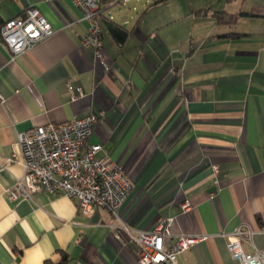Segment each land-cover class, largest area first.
Returning <instances> with one entry per match:
<instances>
[{
    "label": "crops",
    "instance_id": "1",
    "mask_svg": "<svg viewBox=\"0 0 264 264\" xmlns=\"http://www.w3.org/2000/svg\"><path fill=\"white\" fill-rule=\"evenodd\" d=\"M100 2L106 65L82 45L90 23L70 0L1 7L4 22L35 6L55 33L18 56L0 46V264H58L64 253L69 264H138L109 212L84 216L62 194L11 198L25 175L9 162L18 134L92 114L89 144H101L131 185L122 220L148 232L173 218L167 246L179 235L208 236L182 264H240L224 234L250 229L246 250L264 249V0H224L199 14L143 1L117 18L115 0ZM220 12L247 15L220 26Z\"/></svg>",
    "mask_w": 264,
    "mask_h": 264
},
{
    "label": "built area",
    "instance_id": "2",
    "mask_svg": "<svg viewBox=\"0 0 264 264\" xmlns=\"http://www.w3.org/2000/svg\"><path fill=\"white\" fill-rule=\"evenodd\" d=\"M19 1L0 0V10L4 2ZM70 1L83 10L84 20L90 23L82 45L93 49L96 61L106 65L100 0ZM128 1L122 0L123 3ZM54 33L51 23L35 6H31L25 18L0 21V46L6 45L18 56ZM71 98L76 100L77 97L72 93ZM0 102H4L1 94ZM98 122L99 117L92 114L64 123L36 126L18 134L19 152L13 153L9 162L21 164L25 175L17 180L11 198L33 200L38 193L62 194L76 202L78 212L84 216H91L96 210L107 211L112 215L111 227L116 238L121 239L126 235L129 242L136 246L138 264H182L179 256L192 246L206 241L208 236L179 235L173 245L167 246L166 241L172 236L170 228L174 223L173 218L160 220L148 232L136 230L122 220L120 210L129 197L131 185L123 167L102 155L104 147L101 144H89ZM182 209L188 212L191 206L185 203ZM223 236L232 257L240 264H264V249L255 247L254 252H248L245 248L247 243H252L253 231L239 228Z\"/></svg>",
    "mask_w": 264,
    "mask_h": 264
},
{
    "label": "rangeland",
    "instance_id": "3",
    "mask_svg": "<svg viewBox=\"0 0 264 264\" xmlns=\"http://www.w3.org/2000/svg\"><path fill=\"white\" fill-rule=\"evenodd\" d=\"M120 0H115V5H113V7L111 8V10H109V15L111 14L113 17L117 18L120 17L121 14H127L126 12H133L134 8H139L140 5L143 3V1H148L151 4H155L156 2H160L163 0H130L128 3H123L124 5L119 4ZM142 1V2H141ZM164 2H168L167 5L160 7L158 10V12H169V10L171 11V9H176L177 7H181V8H186L187 5H194L197 7V11L196 13L199 14L201 13V11H199L198 7L202 6V5H206L205 8L209 7V9L211 8L210 5H214V6H220L221 4H223L224 0H164ZM119 6H118V5ZM189 5V6H190ZM116 7H117V11H119L118 13L116 12ZM212 9V8H211ZM213 11V10H211ZM209 12V11H207ZM204 13V11H203ZM239 29V28H237ZM194 35L193 37H196L198 34H192Z\"/></svg>",
    "mask_w": 264,
    "mask_h": 264
},
{
    "label": "trees",
    "instance_id": "4",
    "mask_svg": "<svg viewBox=\"0 0 264 264\" xmlns=\"http://www.w3.org/2000/svg\"><path fill=\"white\" fill-rule=\"evenodd\" d=\"M164 3L163 1L160 2H156L153 6L155 5H160ZM243 15H247V14H230L227 12H220V13H216L215 14V18L217 21V24L220 26H231L236 24V22L238 21V19L243 16ZM113 31H117V38L120 41V43H124L125 39L127 37V34L124 31H120V28H114ZM120 36V37H119ZM70 263V259L69 257L64 253L62 255V260L58 263V264H69ZM44 264H54L51 261H47Z\"/></svg>",
    "mask_w": 264,
    "mask_h": 264
}]
</instances>
